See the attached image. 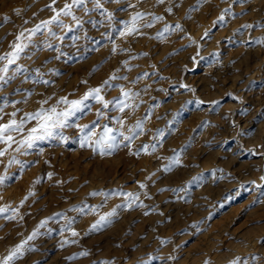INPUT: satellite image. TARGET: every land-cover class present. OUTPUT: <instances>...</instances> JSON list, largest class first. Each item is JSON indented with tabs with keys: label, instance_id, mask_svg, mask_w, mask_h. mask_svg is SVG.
I'll list each match as a JSON object with an SVG mask.
<instances>
[{
	"label": "rangeland",
	"instance_id": "rangeland-1",
	"mask_svg": "<svg viewBox=\"0 0 264 264\" xmlns=\"http://www.w3.org/2000/svg\"><path fill=\"white\" fill-rule=\"evenodd\" d=\"M130 1L137 3V0H120V5L106 6L117 9L118 18L127 19L133 11L126 8ZM63 2L56 0V7H61ZM17 3L20 8L24 6V15L12 12ZM172 3L176 5L172 13L165 12L168 0L163 5L155 4V0H139L138 7L165 15L167 22L179 21L197 39V44H189L187 36L178 31L166 33V39H156V31L162 30L165 23L158 21L152 28L142 29L147 35L116 38V43L128 52L118 49L112 53V43L104 36L107 23L95 28L89 23L84 25L87 38L83 30L56 28L58 34L64 35L62 41H53L60 46L59 52L42 47L34 55L30 46L22 55L21 63L29 69L39 68L44 79L52 82L34 84L29 78L25 81L28 84H24V77L18 76L1 89L0 105L6 95L9 101L26 97L27 103H9L4 108L6 113L20 108L18 115H23L34 110L44 97L52 98L50 104L60 96L78 98L89 86L101 83L119 69L118 75L128 79L114 84L140 91L138 99L143 101L135 112L126 110V123L143 118L146 110L151 112L145 124L147 131L138 136L134 147L141 142H155L154 136L159 140L156 134L161 130L165 136L154 153L140 156L131 155L123 146L111 155L82 148L74 124L77 119L82 124L95 120L99 105L90 101L91 110L78 114L73 126L64 129L70 138L66 144L55 138L40 141L30 154H18L20 160L31 162L22 174L20 165L8 168L13 175L0 186V205L8 200L4 205L17 207L33 187L35 194L20 209L23 220H6L0 214V255L29 236L45 217L62 212L74 218L72 226L80 233L74 238L78 243L60 246L65 237H73L62 229L65 220L56 217L46 227L39 228L42 234L28 241L29 249L16 264H100L111 258H115L116 264L142 261L204 264L205 260L209 264H229L236 258L238 264H264V180L260 179L264 177V156L260 154L264 152L261 147L264 145V43L260 42L264 28L259 27L264 23V0H200L199 3L172 0ZM48 4L50 0H0V54L8 51L13 33L21 27L31 28L52 15L51 9L45 7ZM120 6L125 10L120 11ZM226 8L231 11L225 13L224 21L217 23ZM5 13L10 16L7 23L3 22ZM77 15H83L82 11L78 9ZM92 15L99 18L98 13ZM63 19L65 23H73L70 17ZM245 24L254 27L243 28ZM205 30L208 36H204ZM43 35L34 39L43 41L47 33ZM73 36L79 40H73ZM39 52L47 55L41 57ZM125 60L135 66H124ZM143 72L149 76L133 83ZM84 80L88 81L87 85L82 83ZM183 84L191 85L195 92L183 88ZM146 85L150 87L145 89ZM17 87L21 91H15ZM26 90H32L33 95L27 97ZM119 92V87H112L106 95L111 98ZM197 100L202 103L198 104ZM116 115V111L109 112L111 117ZM101 124L118 127L115 119L107 116ZM253 148L254 151H248ZM173 155H179L182 164L165 172L163 165ZM3 172L4 165H0V174ZM48 172L55 176L49 179ZM151 172L155 173L152 177L155 183L147 181L151 194L148 198L137 181H144ZM38 177L42 180L36 182ZM57 180L63 183L57 184ZM180 188H185L187 195ZM118 190L140 192L141 200L155 210L145 216L146 208H121L112 224L88 232L99 212H107L126 199L120 195L107 198L103 195ZM94 191L99 194L91 195ZM177 195L183 199H177ZM84 206L99 207L97 211L89 207L87 214L73 211ZM162 238H167V242L162 243ZM85 249L89 255L80 256L78 253ZM170 255L177 259L169 260Z\"/></svg>",
	"mask_w": 264,
	"mask_h": 264
},
{
	"label": "snow or ice",
	"instance_id": "snow-or-ice-1",
	"mask_svg": "<svg viewBox=\"0 0 264 264\" xmlns=\"http://www.w3.org/2000/svg\"><path fill=\"white\" fill-rule=\"evenodd\" d=\"M199 2L200 0H198V3ZM109 3L120 5V0H64L61 7H56V0H50V4L45 5V7L51 9L52 15L45 20H40L39 23L31 28L21 27L19 31L12 34L13 39L8 46V51L0 54V89H3L9 83L15 81L18 76H23L24 81L31 78L34 84H48L52 82L44 79V73H42L39 68L29 69L26 64L21 63V58L22 55L30 49V46L33 49L32 54H35V51H39L42 47L54 49L59 52L60 46L53 41H62L64 35L58 34L56 28L66 29L68 31H72L73 29L83 30L85 38H87V30L84 28L85 24L90 23L92 27L95 28L97 26H104L105 23H107L108 27L105 28L104 36L112 43V53H116L118 49L120 51H128L127 48H122L116 43V38L127 39L130 36L147 35L142 29L152 28L158 21H165V23L163 24L162 30L156 31V39H166V33L170 34L174 31H178L183 33L184 36H187L189 44L198 43L195 37L185 31V27L182 23L179 21L167 22L165 15L157 14L148 9L139 8V0H137L136 4L129 2L126 5V8L133 9L127 19L118 18L116 14L117 9H110L106 6ZM164 3L165 0H155V4L163 5ZM175 7L176 5L172 3V0H168L165 12L172 13ZM78 9L82 11L83 15H77ZM119 10L124 11L125 7L120 6ZM23 11L24 9L20 7L12 9V12L16 15H20ZM230 11V8L223 9L216 22L219 23L224 21L225 13ZM93 13H98L99 18H95L92 15ZM33 15H36V13H33ZM85 15L87 19H85ZM185 15L188 19L191 18L188 13ZM63 17H70L73 23H65ZM9 20L10 16L5 13L3 15V22L7 23ZM25 23H28V21H25ZM242 27L251 28L254 27V25L245 24L242 25ZM259 27L264 28V23L259 24ZM45 32L47 35L43 41L34 39L37 35H43ZM208 35L209 32L205 30L204 36ZM72 39L75 40L77 37L73 36ZM260 42L264 43V38H262ZM181 48H183V46H181ZM144 55H148V53H144ZM132 58L134 59L135 57ZM123 64L128 67L135 66L129 65L128 60L123 61ZM152 67L156 70L155 65ZM118 72L119 69H116L101 83L95 86H89L78 98L69 99L68 96H60L54 103L50 104L49 101L52 98L44 97L38 101V106L33 111L24 112L23 115H18V113L22 111L20 108H15L10 113H6L4 108L9 103L13 105L27 103V98L22 97L21 100L9 101L6 95L3 99V105H0V165H4V172L0 174V186L5 185L12 179L13 174L8 172V168L11 165H20L19 172L22 174L24 168L31 163L30 161L20 160L18 154L28 155L32 149L38 147L40 141L52 140L53 138L66 144L70 138L65 135L64 129L73 126L74 118H77L78 114L83 115L86 109L91 110L92 106L89 103L90 101H95L96 104L99 105V107L95 109V120L82 124L79 123L77 119L74 124V127L79 130L80 147L89 148L100 155H111L121 146L128 148L130 154L134 156H140L142 153H154L157 149V145L162 143L165 132L163 130L159 131L156 135L159 136L160 139L156 140L154 136L153 140L155 142H141L139 146L134 147L138 136L143 135L147 131L145 124L146 121L150 119L151 112L146 110L147 114L143 118L136 119L134 123H126L128 120V112L126 110L135 112L143 101L138 99L140 97V91L128 88L123 84H114V81L128 79L125 75H118ZM148 76V72H143L142 76L138 74L133 83L138 82L142 77L147 78ZM82 83L87 85L88 81L84 80ZM112 87H119L120 92L117 96L108 98L106 92ZM147 87H150V85H146L145 89ZM182 87L195 92V89L192 88L191 85L183 84ZM15 91L19 92L21 89L17 87ZM26 91L27 97L33 95L32 90ZM236 99H240V97H236ZM197 103H202V101L197 100ZM210 103L218 104L219 101H211ZM153 107H155V105H153ZM111 111H116L117 115L115 117L109 116V112ZM106 116L109 119H115L118 127L113 128L108 127L106 124L102 125L101 121H103ZM233 123L235 122L233 121ZM98 128H101L102 131L97 132L96 129ZM261 147L264 148V145H261ZM254 150V148L248 149V151ZM260 154L264 156V152ZM4 158H6V163ZM168 159L169 163L163 165V170L165 172L171 171L173 167L182 164L179 155H173ZM36 162L38 163L39 161ZM53 175V172L47 173L49 179H51ZM154 175L155 173L151 172L145 177L144 181H137L139 188L144 190L143 195L145 197L151 198V194L148 192L147 181L155 183V181L152 180ZM260 179L264 180V177ZM40 180H42V177H38L36 182ZM56 183L60 184L63 183V181L57 180ZM253 183H255V181H253ZM163 190L165 189H158V191ZM172 191L176 192L177 189H172ZM179 191L187 195V190L185 188H180ZM34 194V187L30 188L27 194L20 199L17 207L0 205V214H4L6 220H23L24 217L20 209L29 197ZM97 194L99 193L95 191L91 193V195ZM103 195L105 198L109 195H120L126 197V199L122 200L121 204L116 205L107 212H99L96 219L90 224L88 232L98 231L112 224L119 215V210L121 208H127L129 210L134 207L146 208L148 211L145 212V215L155 210L154 207H149L141 200L140 192H125L123 190H118L110 193L104 192ZM176 198L183 199V197L179 195H177ZM0 199H2V197H0ZM89 207H91L92 211H97L99 206H84L79 209L73 208V211L87 214V209ZM56 217L65 220L62 229L71 233V237H73L72 239L65 237L60 246L63 247L64 244L78 243V240L74 238L79 237L80 233L72 226L74 218L67 217L66 214L62 212L54 213L52 216L45 217L41 220L40 225L34 228L29 236L12 246L5 255H0V264H16V261L29 249L30 246L28 245V241L42 234L39 228L46 227L48 222ZM200 223H203V221ZM166 242L167 238H162V243ZM177 247H179V245H177ZM78 254L80 256H87L89 252L85 249ZM160 259L163 260V257ZM168 259L174 261L177 257L170 255ZM100 264H116V261L115 258L104 259ZM141 264H146V262L142 261ZM204 264H209V261L205 260ZM229 264H238V258L229 261Z\"/></svg>",
	"mask_w": 264,
	"mask_h": 264
},
{
	"label": "bare ground",
	"instance_id": "bare-ground-1",
	"mask_svg": "<svg viewBox=\"0 0 264 264\" xmlns=\"http://www.w3.org/2000/svg\"><path fill=\"white\" fill-rule=\"evenodd\" d=\"M124 1H125V0H124ZM130 2H131V1H130ZM166 2H167V1H166ZM203 2H204V1H203ZM206 3H207V2H206ZM203 4H204V3H203ZM203 4H202V5H203ZM16 5H17L16 7H18L20 4L17 3ZM112 5H113V3H112ZM20 6H21V5H20ZM16 7H15V8H16ZM208 7H209V5H208ZM22 8H24V6H23ZM201 9H202V8H201ZM199 10H200V9H199ZM201 11H202V10H201ZM202 12H203V11H202ZM204 12H205V11H204ZM23 13H24V12H23ZM23 13H22V14H23ZM23 15H24V14H23ZM127 15H129V14H127ZM35 24H37V23H35ZM33 26H34V25H33ZM60 29H61V28H60ZM57 31H58V30H57ZM59 31H60V30H59ZM95 32H96V31H95ZM45 33H46V32H45ZM45 33H44V34H45ZM72 33H73V32H72ZM64 34H65V33H64ZM74 35H76V33H75ZM71 36H72V35H71ZM78 36H79V35H78ZM43 37H44V35L42 36V38H43ZM76 37H77V36H76ZM77 38H78V37H77ZM79 38H80V37H79ZM137 38H138V37H137ZM142 38H143V37H142ZM65 39H66V38H65ZM68 40H69V39H68ZM77 40H79V39H77ZM89 40H91V39H89ZM152 40H153V39H152ZM125 41H126V40H125ZM89 42H90V41H89ZM91 42H92V41H91ZM69 43H70V42H69ZM79 44H80V43H79ZM97 44H98V43H97ZM136 44H137V43H136ZM77 45H78V44L76 43V46H77ZM259 45H260V44H259ZM93 46H94V45H93ZM121 46H122V45H121ZM144 46H145V45H144ZM68 47H69V46H68ZM95 47H96V46H95ZM43 48H44V47H43ZM62 48H63V47H62ZM85 48H86V47H85ZM147 48H148V47H147ZM60 49H61V48H60ZM63 49H64V48H63ZM142 49H143V48H142ZM45 50H47V49L45 48ZM45 50H43L44 53L46 52ZM30 51H31V50H30ZM43 51H42V52H43ZM62 51H63V50H62ZM42 52H41V53L39 52L41 57H44V56L47 55V54H46V55L43 56V55H42V54H43ZM127 52H128V51H126L125 53H127ZM125 53H124V54H125ZM140 53H143V52H140ZM140 53H139V54H140ZM143 54H144V53H143ZM34 55H35V54H34ZM34 55H33V56H34ZM33 56H32V57H33ZM117 56H118V55H117ZM119 56H120V55H119ZM122 56H123V55H122ZM135 56H136V55H135ZM138 56H139V55H138ZM141 56H142V54H141ZM35 57H36V56H35ZM35 57H34V58H35ZM51 57H52V56H51ZM130 57H131V56H130ZM142 57H143V56H142ZM192 57H193V56H192ZM34 58H32V59H34ZM39 58H40V57H39ZM114 58H115V57H114ZM121 58H122V57H121ZM135 58H136V57H135ZM22 59H23V58H22ZM22 59H21V60H22ZM35 59H36V58H35ZM43 59H44V58H43ZM128 59H129V58H128ZM131 59H132V58H131ZM30 60H31V58H30ZM36 60H39V59H36ZM116 60H117V59H116ZM132 60H133V59H132ZM26 61L29 62V59L26 60ZM40 61H41V60H40ZM43 61H44V60H43ZM43 61H41L42 64L44 63ZM58 61H59V60H58ZM58 61H57V63L61 62V61H59V62H58ZM30 62H31V61H30ZM33 62L35 63L36 61H32V63H33ZM23 63H24V62H23ZM34 63H33V64H34ZM36 63H37V62H36ZM39 63H40V62H39ZM47 63H48V62H47ZM49 63H50V62H49ZM42 64L40 63V65H42ZM62 64H63V62H62ZM31 65H32V64H31ZM31 65H29V67H31ZM56 65H57V64H56ZM59 65H60V64H59ZM43 66H44V65H43ZM124 66H125V65H124ZM144 66H145V65H144ZM32 67H33V66H32ZM45 67H46V65H45ZM49 69H50V67H49ZM56 71H57V70H56ZM52 75H53V74H52ZM44 77H45V76H44ZM103 77H104V76H103ZM16 79H17V78H16ZM19 79H20V77H19ZM20 80H21V79H20ZM28 81H29V80H27V82H28ZM24 82H25V81H24V78H23V83H24ZM27 82H25V83H27ZM18 83H19V82H18ZM25 83H24V84H25ZM32 83H33V82H32ZM27 84H28V83H27ZM11 87H12V86H11ZM13 87H14V86H13ZM36 88H37V87H36ZM0 90H1V89H0ZM144 90H145V89H144ZM2 91H3V90H1L0 93H2ZM0 95H1V94H0ZM32 99H33V98H32ZM33 100H34V99H33ZM32 111H33V110H32ZM139 118H140V117H139ZM174 128H175V127H174ZM214 139H215V138H214ZM161 150H162V149H161ZM163 150H164V149H163ZM158 154H159V153H158ZM158 154H157V155H158ZM56 172H57V171H56ZM55 174H56V173H55ZM54 176H55V175H54ZM26 182H27V181H26ZM29 184H30V183H29ZM29 184H28V185H29ZM0 192H1V191H0ZM7 199H8V198H7ZM4 201H5V200H4ZM4 201H3L4 204H5V202L8 203V202H7L8 200L5 201V202H4ZM4 204H3V205H4ZM13 207H14V206H13ZM174 210H175V209H174ZM164 213H165V212H164ZM177 215H178V214H177ZM145 216H146V215H145ZM156 216H157V215H156ZM153 217H155V216H153ZM85 222H86V221H85ZM87 222H88V221H87ZM37 224H38V223H37ZM151 233H152V231H151ZM52 239H53V238H52ZM52 239H50V240H52ZM46 241H47V240H46ZM54 242H55V241H54ZM42 243H43V242H42ZM42 243H41V244H42ZM55 243H56V242H55ZM51 245H52V244H51ZM43 246H44V245H43ZM223 264H224V263H223ZM225 264H227V263H225Z\"/></svg>",
	"mask_w": 264,
	"mask_h": 264
}]
</instances>
